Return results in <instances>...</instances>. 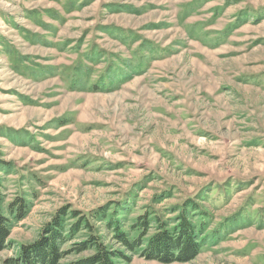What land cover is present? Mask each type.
I'll use <instances>...</instances> for the list:
<instances>
[{
	"label": "rangeland",
	"instance_id": "obj_1",
	"mask_svg": "<svg viewBox=\"0 0 264 264\" xmlns=\"http://www.w3.org/2000/svg\"><path fill=\"white\" fill-rule=\"evenodd\" d=\"M189 199L207 222L189 262L133 255L96 224L119 264H264V0H0V264L64 207L111 218L124 202L135 236ZM83 239L59 264H92Z\"/></svg>",
	"mask_w": 264,
	"mask_h": 264
},
{
	"label": "trees",
	"instance_id": "obj_2",
	"mask_svg": "<svg viewBox=\"0 0 264 264\" xmlns=\"http://www.w3.org/2000/svg\"><path fill=\"white\" fill-rule=\"evenodd\" d=\"M18 203V204H17ZM111 218L106 207L90 213L77 210L70 212L64 207L55 213L51 222L43 229V237L35 245H24L19 259H7L1 264H59L63 258L61 246L74 240L80 234L84 236L83 248L77 252L80 254L94 251L92 264H119L120 260H128L121 250H113L106 245L101 235V230L96 223L104 222V228L111 233V241L131 254L142 255L149 260L189 262L195 259L202 250V243L206 239L205 216L199 212V206L189 199L174 210L176 223L163 222L158 216L152 218V213L146 212L140 216L131 226L130 236L123 229L118 218L121 215L117 210L124 211V202L115 205ZM8 213L15 222H20L27 216V204L23 200H17L8 208ZM71 216L75 222L67 228V217ZM193 217H199L200 221L194 223ZM12 220L0 210V252L7 247L6 242L10 237ZM155 223V226H153ZM155 231L152 235L149 232ZM144 248H142V246ZM77 248V247H76ZM75 248V249H76Z\"/></svg>",
	"mask_w": 264,
	"mask_h": 264
}]
</instances>
